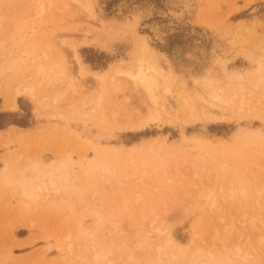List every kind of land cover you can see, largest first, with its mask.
<instances>
[{
  "label": "rangeland",
  "instance_id": "374dc122",
  "mask_svg": "<svg viewBox=\"0 0 264 264\" xmlns=\"http://www.w3.org/2000/svg\"><path fill=\"white\" fill-rule=\"evenodd\" d=\"M82 1L91 12L62 6L66 0H0V115H9L0 117V173L8 167L0 178V264H264V84L248 78L264 62V0H193L178 22L167 0ZM155 21L176 29L165 43L150 42L178 74L175 91L204 94L206 76L226 88L237 71L251 94L244 109L254 113L188 123L168 111L144 130L123 131L118 124L144 114L143 102L130 80L105 72L137 68L144 39L153 38L143 27ZM44 54L46 68L74 76L73 101L67 94L53 102L45 90L40 104L19 96L18 109H6L30 61ZM112 163L105 175L102 165ZM35 168L54 171L59 188L68 171L69 191L36 196ZM210 190L218 210L206 203ZM214 226L229 252L213 248ZM169 234L175 245L166 244Z\"/></svg>",
  "mask_w": 264,
  "mask_h": 264
},
{
  "label": "bare ground",
  "instance_id": "6f19581e",
  "mask_svg": "<svg viewBox=\"0 0 264 264\" xmlns=\"http://www.w3.org/2000/svg\"><path fill=\"white\" fill-rule=\"evenodd\" d=\"M167 2L170 9L169 10L170 12H168V10L167 12L172 17V21L174 20L176 22H178V20L183 18V16H185L186 14L189 15L190 13H192L191 10H193L194 8L193 0H167ZM66 5L67 6L72 5L76 9L86 8V10L89 12H91L93 9L90 3L86 4L82 0H66V4L62 6L67 7ZM42 11H44L43 8ZM168 25L169 27L163 28V25L159 24L156 21L152 22L151 24L149 23V25L147 26L144 25L143 27L144 30L149 28V30L152 31L153 38L151 36H146V38L144 39L141 47L140 56L139 58L136 59L137 61L136 69H132V68L125 69L123 67H120L119 64L117 66H112L110 69H108L105 72L107 73L109 71L108 75L110 76H120L124 79L130 80L133 88L140 93L143 102L142 106L145 109L144 114H141L139 112V114L136 116H133L131 114L128 115L123 120V123L118 124V126L123 131H130V132L137 130L141 131L144 130L145 128H148V126H150L152 123L161 122L163 118H165L164 114L169 113L168 111L181 113L183 116L186 115V117L182 116V120L188 123L189 122L195 123L201 121L202 117H206V119L208 118V120L214 122H223L230 119L231 117L230 115L232 114L235 115L237 112L239 114L240 113L243 115L245 114V116H250L252 113H254V112H248L247 110L244 109V106L246 105V101L248 98L251 97V94L248 92V89L242 80V76L237 71L232 72L229 79L228 77L226 78L225 80L226 88H222V86L215 81L213 82V85H211L210 76H206L202 78L203 81H201V83L205 82L207 88V89L205 88L206 92L204 94H194L193 97L183 93L182 92L184 90L183 88H179L177 89V91H175L174 87L177 85L175 78L178 76V74L175 73L174 67L173 65H171L166 54L154 48L152 44H150V42L154 43L153 42L154 40L161 44L165 43L166 38L169 35L173 34L174 31L176 30L173 27V25L171 26L170 24ZM152 39L154 40L152 41ZM74 56L76 58L75 63L78 68L79 74L81 76H85L84 68L82 66L79 53L75 51ZM156 56H159V58L156 59ZM247 58L250 61L251 65L254 66L253 63L255 62V60L249 56ZM47 60H48V56L44 54V58H42L41 61L39 62L36 61V58L30 61L32 64L35 63V66L33 70L30 69L28 71L27 75L24 77L25 78L24 81H22L19 84V87L16 89V92L9 95V97L11 98L7 101L8 105L6 109L13 111L17 110L19 96H27L36 104H40L38 97L45 90H48L47 99L50 98L52 99L53 102L61 100L67 94H70L69 98L72 100L73 98L72 96L74 95L73 92L74 80L72 77L74 76L72 74H67L65 70L58 71L57 69L58 66H55L50 69L46 68L44 62H46ZM13 61L15 60L13 59ZM16 64L19 63L12 62L10 66L14 68V65ZM259 65L260 67H258L256 73L248 76L250 80L256 79L255 80L256 88L257 86L260 87L264 84V62L260 61ZM164 71H166V74H164ZM50 78H54V80H51ZM105 93H106V89L103 88L102 91L96 96L97 99L96 98L94 99L93 104L95 103V106L91 104V102L90 104L94 107L96 106L99 107V105H101V102L103 101V96ZM197 99L200 100L199 103H197ZM67 102L69 103L70 101L67 100L65 103ZM72 112H74V110H72ZM170 119L171 118H169L168 121L171 122L172 120ZM1 132L2 131H0V144L2 143V140H4ZM10 135L13 134L10 133ZM22 135L23 132L20 131V134L18 136H22ZM7 139H12V137H8ZM199 144L200 146H203V149H206V151L208 150L207 146H204V143H199ZM113 167H117V164L116 163L115 164L112 163L111 165L103 164L102 165L103 173L105 175H110L111 173L114 172L112 170ZM64 169L67 170V164H65ZM7 171H8V167H4L2 172L0 173L1 174L0 178L2 181H5ZM30 176L33 177L35 181L33 182L30 181L29 185L32 188H34V190H36V196L38 197H40L42 193H45L46 195H48L49 193L56 195L57 193L61 192L62 189L64 190V192H68L71 187L69 185L71 175L70 173H68V171L64 172L62 175L63 176L62 182L64 183V185L60 188L57 186V182L55 180V174L54 171L52 170L42 171L39 170L38 168H35L30 173ZM213 193H214L213 190H210L208 195L205 196V200L211 209L218 210L220 202L217 196L214 197ZM258 193H260V191H258ZM235 197L236 196H234L233 198ZM260 200L261 199L258 198L256 200V205H255L256 206L255 213L258 216H261V214L259 213L260 209L262 208V206H260ZM254 217L258 218L257 216ZM223 218L221 217V219ZM231 220L233 221L232 217ZM231 223L233 226L231 225L228 226L229 227L231 226L234 229L235 228L234 222ZM260 224H264V221L260 220ZM212 225H216V224H211V228H213ZM214 227L215 229H211L213 231L211 232L212 234L210 235L209 233V236H211V241L214 242V244L212 245L213 248H215V245L217 243H219L217 245H220L221 243L222 250L229 252L230 247L228 246L227 243L226 244L224 243L225 241H223L224 231L219 229L218 226H214ZM229 227L227 228V226L226 227L224 226V230L226 232L225 235H227L228 233L226 230H228L230 234L231 227L230 228ZM220 228L223 229V227ZM166 244L175 245V241L173 240L170 234L166 239ZM92 249L94 248L92 247ZM209 255H210V259H214V261L216 260L217 258L216 251L215 252L211 251ZM103 258L104 256L100 253H97L94 256L95 260H101ZM107 264H111V263H107Z\"/></svg>",
  "mask_w": 264,
  "mask_h": 264
},
{
  "label": "trees",
  "instance_id": "16d2710c",
  "mask_svg": "<svg viewBox=\"0 0 264 264\" xmlns=\"http://www.w3.org/2000/svg\"><path fill=\"white\" fill-rule=\"evenodd\" d=\"M5 116H6V115H4V114H1V115H0V117H5ZM7 116H9V115H7ZM7 116H6V117H7ZM9 124H12V125H13V124H16V123H13V121H12V123L10 122ZM9 124H8V125H9ZM6 125H7V122L0 123V129H4V128L6 127Z\"/></svg>",
  "mask_w": 264,
  "mask_h": 264
},
{
  "label": "crops",
  "instance_id": "0c3cea01",
  "mask_svg": "<svg viewBox=\"0 0 264 264\" xmlns=\"http://www.w3.org/2000/svg\"><path fill=\"white\" fill-rule=\"evenodd\" d=\"M13 126H9V128L8 129H11ZM15 127V126H14ZM7 130V129H6ZM6 130H0V131H6Z\"/></svg>",
  "mask_w": 264,
  "mask_h": 264
}]
</instances>
